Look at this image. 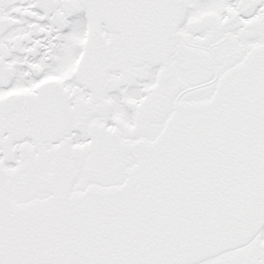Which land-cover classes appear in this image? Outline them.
Instances as JSON below:
<instances>
[{"label": "snow or ice", "instance_id": "obj_1", "mask_svg": "<svg viewBox=\"0 0 264 264\" xmlns=\"http://www.w3.org/2000/svg\"><path fill=\"white\" fill-rule=\"evenodd\" d=\"M0 264H264V0H0Z\"/></svg>", "mask_w": 264, "mask_h": 264}]
</instances>
